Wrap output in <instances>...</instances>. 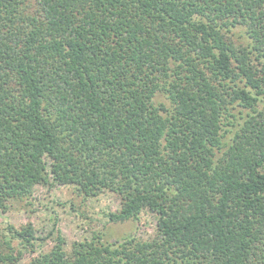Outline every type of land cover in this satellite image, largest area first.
<instances>
[{"label": "trees", "instance_id": "obj_1", "mask_svg": "<svg viewBox=\"0 0 264 264\" xmlns=\"http://www.w3.org/2000/svg\"><path fill=\"white\" fill-rule=\"evenodd\" d=\"M56 184L153 232L0 264H264V0H0V213Z\"/></svg>", "mask_w": 264, "mask_h": 264}, {"label": "rangeland", "instance_id": "obj_2", "mask_svg": "<svg viewBox=\"0 0 264 264\" xmlns=\"http://www.w3.org/2000/svg\"><path fill=\"white\" fill-rule=\"evenodd\" d=\"M241 40L243 41L242 38ZM159 99L166 101L164 97ZM120 201L118 195L109 191L96 197H84L70 185H38L29 199L31 204L14 201L6 212L0 213V229L6 223L19 226L30 221L37 229L36 235L44 237L57 223L61 235L65 238L66 250L70 248L72 241L89 239L92 236H98L101 241L106 242L133 233L144 237L150 235L155 225V217L150 212L141 213L136 222H113L107 219V212L117 210ZM52 244L51 239H46L42 241V245L36 246L34 251L23 250L15 264H29L32 257L49 249Z\"/></svg>", "mask_w": 264, "mask_h": 264}]
</instances>
